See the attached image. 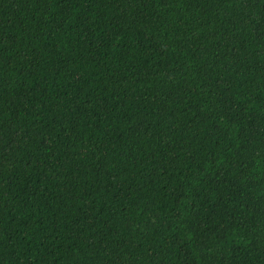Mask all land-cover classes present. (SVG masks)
<instances>
[{
	"label": "trees",
	"instance_id": "obj_1",
	"mask_svg": "<svg viewBox=\"0 0 264 264\" xmlns=\"http://www.w3.org/2000/svg\"><path fill=\"white\" fill-rule=\"evenodd\" d=\"M0 264H264V0H0Z\"/></svg>",
	"mask_w": 264,
	"mask_h": 264
}]
</instances>
